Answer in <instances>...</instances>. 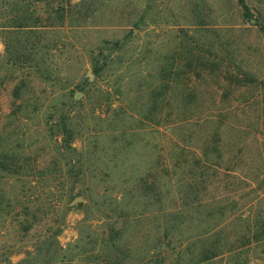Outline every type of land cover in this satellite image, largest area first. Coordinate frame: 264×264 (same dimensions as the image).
Segmentation results:
<instances>
[{
    "label": "rangeland",
    "instance_id": "1",
    "mask_svg": "<svg viewBox=\"0 0 264 264\" xmlns=\"http://www.w3.org/2000/svg\"><path fill=\"white\" fill-rule=\"evenodd\" d=\"M244 1L0 0V264H264Z\"/></svg>",
    "mask_w": 264,
    "mask_h": 264
},
{
    "label": "trees",
    "instance_id": "2",
    "mask_svg": "<svg viewBox=\"0 0 264 264\" xmlns=\"http://www.w3.org/2000/svg\"><path fill=\"white\" fill-rule=\"evenodd\" d=\"M240 3L242 4V7L244 9L245 14L247 15L248 18L250 19H255L259 21V18H254L253 14L250 12V9L248 7V5L245 3L244 0H240ZM14 22L11 23V25H8L10 27H16L18 29L20 28H33L36 27L37 25H35V21L34 20H38L37 17H34V15H32V13H30L29 11H26L25 13H23L22 15L15 17L14 18ZM34 19V20H33ZM31 20H33L32 22H30ZM19 50L14 51V52H9L10 54V58L16 60V61H23L28 55L26 54V47H18ZM103 69L99 66L95 65V69L94 72L96 75H99L101 73Z\"/></svg>",
    "mask_w": 264,
    "mask_h": 264
},
{
    "label": "water",
    "instance_id": "3",
    "mask_svg": "<svg viewBox=\"0 0 264 264\" xmlns=\"http://www.w3.org/2000/svg\"><path fill=\"white\" fill-rule=\"evenodd\" d=\"M262 22L264 23V20H262ZM95 77H96V75L94 74V73H90L89 74V78H90V80H94L95 79ZM81 97V94L80 93H78L76 96H75V99H78V98H80ZM78 202H84V199L83 198H81V197H78V198H76L75 200H74V204L75 203H78Z\"/></svg>",
    "mask_w": 264,
    "mask_h": 264
}]
</instances>
